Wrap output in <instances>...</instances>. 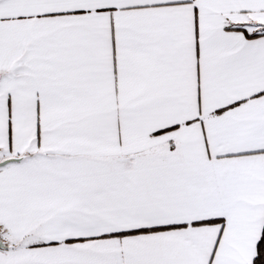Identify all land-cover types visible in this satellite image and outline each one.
<instances>
[{
    "label": "snow or ice",
    "instance_id": "6c2138e0",
    "mask_svg": "<svg viewBox=\"0 0 264 264\" xmlns=\"http://www.w3.org/2000/svg\"><path fill=\"white\" fill-rule=\"evenodd\" d=\"M0 264H264V0H0Z\"/></svg>",
    "mask_w": 264,
    "mask_h": 264
}]
</instances>
